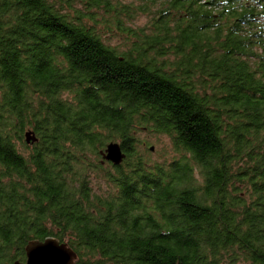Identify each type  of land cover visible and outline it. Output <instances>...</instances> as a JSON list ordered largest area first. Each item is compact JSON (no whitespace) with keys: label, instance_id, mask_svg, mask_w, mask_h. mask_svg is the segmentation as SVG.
<instances>
[{"label":"trees","instance_id":"16d2710c","mask_svg":"<svg viewBox=\"0 0 264 264\" xmlns=\"http://www.w3.org/2000/svg\"><path fill=\"white\" fill-rule=\"evenodd\" d=\"M48 238L77 264H264V0H0V264Z\"/></svg>","mask_w":264,"mask_h":264},{"label":"water","instance_id":"95a60500","mask_svg":"<svg viewBox=\"0 0 264 264\" xmlns=\"http://www.w3.org/2000/svg\"><path fill=\"white\" fill-rule=\"evenodd\" d=\"M38 138L33 131L26 133V143L34 145ZM155 150L151 147V151ZM102 164L111 163L114 166H121L127 158L120 143H110L105 151L101 153ZM27 260L15 264H77L78 256L67 244L61 243L55 238H48L44 241H32L26 247Z\"/></svg>","mask_w":264,"mask_h":264},{"label":"rangeland","instance_id":"374dc122","mask_svg":"<svg viewBox=\"0 0 264 264\" xmlns=\"http://www.w3.org/2000/svg\"><path fill=\"white\" fill-rule=\"evenodd\" d=\"M148 21V19L142 18L136 22V27L143 28L148 24ZM118 44H120V40L118 39H114L111 42L112 46ZM138 137L142 141H149L154 146L155 150L153 152L151 151L153 161H167L169 163L173 158L177 157L173 153V146L168 137L146 132H141Z\"/></svg>","mask_w":264,"mask_h":264}]
</instances>
